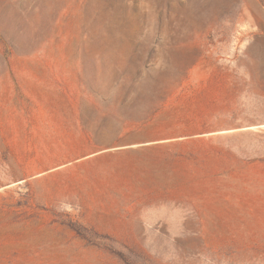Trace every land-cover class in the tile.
<instances>
[{
  "label": "rangeland",
  "instance_id": "obj_1",
  "mask_svg": "<svg viewBox=\"0 0 264 264\" xmlns=\"http://www.w3.org/2000/svg\"><path fill=\"white\" fill-rule=\"evenodd\" d=\"M0 264H264V0H0Z\"/></svg>",
  "mask_w": 264,
  "mask_h": 264
},
{
  "label": "trees",
  "instance_id": "obj_2",
  "mask_svg": "<svg viewBox=\"0 0 264 264\" xmlns=\"http://www.w3.org/2000/svg\"><path fill=\"white\" fill-rule=\"evenodd\" d=\"M62 222L64 226H66L68 229L74 232L80 239L86 241L88 244L95 245L97 240L100 239L111 240L109 239V237L99 234L93 228L83 226L82 224L72 221L70 219H66ZM111 253L117 255L120 259H125L123 255L119 252L111 251Z\"/></svg>",
  "mask_w": 264,
  "mask_h": 264
}]
</instances>
